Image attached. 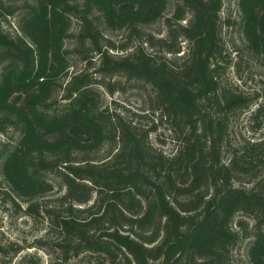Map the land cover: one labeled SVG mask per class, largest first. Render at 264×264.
I'll use <instances>...</instances> for the list:
<instances>
[{
	"label": "trees",
	"instance_id": "16d2710c",
	"mask_svg": "<svg viewBox=\"0 0 264 264\" xmlns=\"http://www.w3.org/2000/svg\"><path fill=\"white\" fill-rule=\"evenodd\" d=\"M223 2L0 0V194L46 222L36 243L51 264H237L241 238L246 264H264V132L230 138L247 112L264 131V92L225 78L247 59L264 67V0H238L234 22ZM121 79L147 92L137 120L102 107L97 86ZM160 128L169 154L151 141ZM49 176L63 190L52 204ZM19 250L0 243V256Z\"/></svg>",
	"mask_w": 264,
	"mask_h": 264
},
{
	"label": "rangeland",
	"instance_id": "374dc122",
	"mask_svg": "<svg viewBox=\"0 0 264 264\" xmlns=\"http://www.w3.org/2000/svg\"><path fill=\"white\" fill-rule=\"evenodd\" d=\"M238 0H224L221 18L225 20L235 21L237 18L236 4ZM169 13V11L167 12ZM5 30L11 32L16 27V17H10L7 22L3 23ZM162 24H156L148 27V31L153 34H158L162 30ZM106 36L113 41H119L121 33L107 31ZM240 35L237 26L227 25L223 27V41L229 46V51L236 48L239 43ZM234 55H232L233 58ZM235 62L236 59L233 58ZM76 69H81L83 65L76 61ZM247 68V69H246ZM74 69V70H76ZM242 69L244 70L241 80L236 77L234 70L230 69L226 72L225 78L230 84L242 85L247 91H260L258 81L264 79V67H259L248 59L243 62ZM113 80H118V77ZM124 85L123 91H116L113 94H108L105 88L97 86V90L102 96V107L109 112H119L129 120H137L136 114H144L147 109L146 105V90L136 82H126L121 79ZM249 112L242 114L232 122L230 138L234 146L241 141V138H258L264 131H251V124L248 121ZM151 141L154 146L162 148L167 154L173 151V143L165 128H160L157 133L151 135ZM53 185V190L41 197V202L52 204L53 200L60 196L63 192L58 180L48 177ZM40 201V200H38ZM21 208L25 207V203L18 202ZM240 219H247L241 215H237L234 223ZM249 221V219H247ZM47 224L44 220L34 219L25 215L23 211L12 207L8 198L0 194V243L10 245L14 248L19 247L18 253L9 251L6 255L0 256V264H51V257L45 250L37 246L36 241L46 237ZM251 238H241L237 247L233 252V260L237 264H246V254L250 246ZM11 250V249H10ZM59 264H84L79 259H73L68 263Z\"/></svg>",
	"mask_w": 264,
	"mask_h": 264
}]
</instances>
